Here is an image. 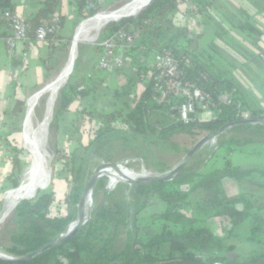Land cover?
Segmentation results:
<instances>
[{"label":"trees","instance_id":"trees-1","mask_svg":"<svg viewBox=\"0 0 264 264\" xmlns=\"http://www.w3.org/2000/svg\"><path fill=\"white\" fill-rule=\"evenodd\" d=\"M72 1L80 20L96 15L103 8V5L90 8V0ZM194 1L151 0L136 16L109 21L104 26L102 37L124 24H133L140 30L131 52L132 64L128 67L134 75L126 76L114 87L108 108L84 104V99L97 94L104 80L97 76L98 65L84 63L81 57L75 60L48 126L54 149L52 184L47 190H39L34 197H24L17 202L4 225L7 243L0 239V246L6 254L21 257L65 235L79 218L80 198L95 168L113 162L118 145L130 147L135 152L132 158L140 157L136 153L139 149L148 157L153 146L160 145L187 154L191 147L182 148L173 140L175 136H187L196 142L201 134L243 119L245 111L256 121L233 126L219 134L218 144L208 159H200V152L197 153L168 180L135 185L118 182L114 188H109L108 175H102L95 182L87 220L68 241L29 261L7 263L0 260V264H264V169L236 165L230 157L232 151L244 150L245 145H264V108H251L234 81L228 78V71L218 68L199 44L192 49L194 35L200 36L202 27L199 24L197 30H191L190 20L185 15L192 12ZM250 1L264 12V0ZM17 5L15 0H0V25L4 21L2 14L5 11L17 13ZM61 6L62 0L43 1L28 21L33 43H38L35 39L38 26L56 14L63 27ZM207 8L204 6L203 13L214 20ZM239 29L258 44L262 31L251 16L247 15ZM56 36L57 33L49 39ZM257 49L258 57L264 61V48L258 46ZM165 51H170L182 65L186 61L191 63L186 71L201 88L215 98L226 93L232 102L213 108L216 113L210 119L196 115L187 123L178 120L177 105L182 98L174 90H169L167 98L161 102L154 98V75L160 71L155 57ZM205 57L211 61L206 62ZM53 67L48 65V69ZM88 71L93 72L89 75ZM74 101L79 102V107L69 133L70 137H77L78 142L68 151L60 147L61 134L66 129L62 120ZM24 107L25 100L18 99L14 112ZM81 118L92 122L90 140L84 141L81 137ZM233 132L248 135L228 136ZM8 144L12 162L8 186L17 189L24 181L25 166L31 156L17 139ZM221 148L227 150L222 167H209L215 151ZM161 164L155 167L159 173L167 169ZM56 179L63 180L68 189L59 194ZM243 180H257L260 194L252 190L227 192L228 183ZM255 195H263V198ZM152 199L159 200L163 208L145 213ZM212 218H219L223 235L209 225ZM242 225L246 230L238 232ZM122 231L125 243L116 250V241ZM237 236L253 245L249 257L239 258L234 253L236 247L230 239Z\"/></svg>","mask_w":264,"mask_h":264},{"label":"rangeland","instance_id":"rangeland-1","mask_svg":"<svg viewBox=\"0 0 264 264\" xmlns=\"http://www.w3.org/2000/svg\"><path fill=\"white\" fill-rule=\"evenodd\" d=\"M123 1L122 5L123 8H120L119 10H116L118 8H113L112 10H107L108 6L115 2ZM133 0H107L104 3L103 9L104 11H108L105 13H112V12H120L123 9H127L131 6ZM135 1V0H134ZM150 0H144L141 2L140 6L137 10H135L134 13L138 12L142 7L148 4ZM130 3V4H128ZM128 4V5H127ZM127 6V7H126ZM129 6V7H128ZM195 6H201L202 8L207 7V4H197L195 3ZM200 9V8H199ZM208 9V8H207ZM116 10V11H115ZM99 13V12H98ZM114 15L111 18H117ZM206 18V19H205ZM205 20V21H204ZM191 24H189L191 30H195L196 25L200 24L201 26H206V24H211L206 32L204 37L200 40V43H198V37L197 34H195L194 42L192 45V49L197 47V44L201 46L202 49H204L213 59L212 62L218 67V68H224L226 71H228V78L233 75V63L235 64L234 60L224 54L222 51L224 48H226V51L229 48L233 51V49L236 50V45L234 42H237V40L234 39V37H229V35L224 36L226 34H223L222 32L218 33L219 27L215 26L212 22V19L208 16H205V13H202L201 16H198L197 18L193 17L190 18ZM105 22V21H104ZM195 24V25H194ZM69 25L65 26V30L63 29L61 32L57 34V36L60 33L66 34L67 28ZM197 30V29H196ZM93 32L92 34H94ZM218 33V34H217ZM71 36H74L73 32L71 33ZM229 37V38H228ZM197 38V39H196ZM62 39V38H61ZM74 52H73V51ZM81 53L83 56H85V62L89 63V60L92 62V58L95 57L94 47L92 44L87 42H80L73 43L65 41L62 39V44L60 46H57L54 49V52H52L50 58L47 61V64L54 66L49 70L51 74H57L61 75L64 71V76L60 80L59 77L54 84L51 86L49 85L48 90H46L44 93L39 95L37 98L32 100L33 96L30 99L29 107H26L23 110V113L19 117L20 120L25 118V122H23L22 128H23V137L22 141L25 144V150L29 152L31 156V160L28 161L29 163L25 166V174H24V181L22 182L21 186L18 189H12L7 188L3 189L2 192H0V239L1 242L7 243L8 236L5 233L4 225L8 218L10 217L13 208L17 204V202L22 197H34L39 190H47L49 186L52 184L53 178H52V168H51V162L54 157V149L53 144L49 138L48 134V124L50 120L53 118L55 108L58 106V97L60 95V91L63 88V86L67 82L68 74L72 71L73 64H69L72 55H74L75 60L77 59L78 53ZM92 54L91 56H88L89 54ZM47 57V56H46ZM74 60V61H75ZM206 62H209L211 60L204 58ZM99 62V61H98ZM264 63V61H262ZM69 64V65H68ZM75 64V62H74ZM90 64V65H91ZM67 67V68H66ZM125 68V69H124ZM37 69V68H36ZM67 69V70H65ZM123 70H115L112 72H107L105 70L98 69L97 70V76L99 79H103L106 81L105 84H101L99 87V90L97 91V94L89 96L88 98L84 99L83 102L90 106H96L98 107V104H101V106L105 105L106 108L110 107L109 102L113 99V91L114 87L124 81L126 76L134 75L131 68L123 67L121 68ZM93 71L89 72L90 75ZM28 80L31 81L32 77H28ZM59 81V82H58ZM255 81V80H254ZM58 83V84H57ZM104 83V82H103ZM56 85V86H55ZM39 86H41V83H39ZM36 97V96H35ZM98 103V104H96ZM96 104V105H95ZM79 107V102L74 101L71 104L70 110L68 111L70 114L69 116L75 117L74 113ZM28 113V115H27ZM214 109H207L205 111L201 110L199 112L198 117L201 119H210L211 116L215 114ZM38 115L39 120L35 119V115ZM246 119V118H245ZM74 121L67 120L65 123H63L66 127V129L61 134L60 139V146L62 149H65L68 147V144H72L74 142H78V138L70 137V131L72 128H70ZM92 126V122L85 121L81 118L80 120V133L83 131V134H81V137L85 135L86 141L90 140L93 136V132H89V128ZM68 126V127H67ZM82 130V131H81ZM92 131V130H90ZM207 134V133H206ZM204 134H201L198 136L197 141L204 136ZM238 136L242 138L243 136H246L248 134H245L244 132H233L229 133L228 136ZM25 137V139H24ZM84 140V139H83ZM173 140L180 144V146L183 148L186 147H193V145L197 142H195L194 139L187 137V136H175ZM218 144V139L214 138L207 142L203 148L198 152L200 159H208V156L210 153L216 148ZM33 150H32V149ZM34 148H39L40 151L44 152L46 155V166H47V176L45 178H39L40 176V165L41 161L44 159L43 153H39L35 151ZM190 148V149H191ZM244 150L236 149L235 151H232L230 153V157L232 159V162L236 165H241L244 167H259L264 169V145L260 143H251L248 145L243 146ZM115 157L113 162L109 163H118V164H129L130 169L134 171L135 173H147L149 174H158L159 172L156 171L155 167L156 164L162 163L161 165L165 166L166 171L175 167L177 164H179L186 156L184 151L177 152L173 148L165 145L160 146H153L152 153L149 154L148 157L144 154V151L139 149L138 152L139 156L138 158H132L133 154L135 152H132V149L130 147H123L122 145H118L115 147ZM227 155L226 148H221L217 152L215 151V155L212 157V160L209 163V167L213 168L214 166L222 167L223 165V156ZM142 156V157H141ZM40 164V165H39ZM97 168V167H96ZM95 168V169H96ZM111 176V175H110ZM112 177V176H111ZM110 179V178H109ZM56 182H59L58 179L55 180ZM61 181V179H60ZM31 185V186H30ZM112 185V183L110 184ZM29 186V187H28ZM24 187H28V189L23 190ZM227 192L234 194L237 192L242 191H248L252 190L257 194H260V191L258 189V181H252V180H243L241 182H232L227 184ZM257 198H263V195H255ZM90 208V202L87 205V211H89ZM163 208L161 202L157 199H152L149 208L145 211V213H151L153 211H158ZM186 209H189L187 207ZM75 224V223H74ZM73 225V224H72ZM209 225L216 230L220 235H223V233L220 230V220L219 218H212L209 221ZM239 230H246L245 225H242L239 227L238 232H241ZM230 242L235 244V251L234 253L239 256V258H247L252 254V251L254 249L253 245L248 243L245 239L241 238V236H237L230 239ZM125 243V234L124 232H120L117 241H116V250H119L123 247ZM0 252L3 254H6L2 247L0 246ZM233 256V255H231ZM217 264V263H216ZM219 264V263H218Z\"/></svg>","mask_w":264,"mask_h":264},{"label":"crops","instance_id":"crops-1","mask_svg":"<svg viewBox=\"0 0 264 264\" xmlns=\"http://www.w3.org/2000/svg\"><path fill=\"white\" fill-rule=\"evenodd\" d=\"M43 1L44 0H15L18 4L16 14L21 16L26 22L31 21L34 14L37 13L43 5ZM122 3L123 1L115 2L108 6L107 10H112L113 8H118L116 10H119L124 6ZM195 3L202 5L207 4L208 12L212 18H214L212 22H216V24L215 22L213 24L219 27L218 33L222 32L226 34L224 36L229 35V37H234V39L237 40V42H234L236 50L233 49L232 51L227 48L228 50L226 51V48H224L222 51L235 62V64H232L233 75L229 78L234 81L251 108H264V63L262 59L258 57L259 50L257 49L258 46L264 48V12L250 0H195L194 4ZM104 10L105 9L102 8L96 15L80 20L76 15V4L72 0H62L60 13L63 16L64 25L59 28L57 34L68 24L69 27L66 29V34L60 33L55 38L51 40L48 39L46 43H33L32 41L19 42L14 55L9 51V47L5 40L11 34V30L4 21L3 24L0 25V192H2L3 189L10 188L8 186V174L12 170V162L10 161L11 149L8 142L15 138L20 146L25 148V144L22 141V125L27 116L22 120H20L19 117L23 113V110L29 107L32 96V100H34L48 90L49 85L51 86L54 84L53 82L61 77V75L62 77L60 80L64 76L65 71L61 75L51 74V72H49L51 68L48 69L49 64H47V61L52 52H54V49L62 44V39L77 44L78 41L79 43H90L94 47L95 57L92 58V64L89 60V64L98 65V61L103 53L98 43L105 38L101 36V31L104 26L109 21H119L124 17L136 16L140 11L134 14L123 15L117 19L108 18L100 26L99 22L96 20L98 19L96 16L108 12ZM247 15L253 18L254 22L262 31V35L258 39V44H256L252 38L244 35L239 29V25L247 19ZM28 24L30 23L28 22ZM210 25L211 24H206L204 28L203 26L200 28L201 35L198 36V43H200V40L204 37ZM72 32L74 36H71ZM93 32L95 33L92 34ZM199 47L201 48L200 45ZM24 53H26V55H24ZM91 55L90 53L88 56ZM85 56L86 55L83 56L79 52L77 58L81 57L82 61L86 63ZM13 62H15V64H13ZM29 76L32 77L31 81L28 80ZM39 83H41V86H39ZM105 83L106 81H104L103 84ZM18 99L25 100V107L22 111L15 113L14 110ZM98 105L101 106V104ZM69 114L68 112L64 115L62 124L67 120H69V122L70 120L74 121L76 118L75 112L72 113L75 117H71ZM35 119L39 120L37 114L35 115ZM83 139L86 141L85 135ZM75 145L76 142L68 144V147L64 150L69 151L73 149ZM58 181L59 182L55 181V186L60 194L66 191L68 186L63 180Z\"/></svg>","mask_w":264,"mask_h":264},{"label":"built area","instance_id":"built-area-1","mask_svg":"<svg viewBox=\"0 0 264 264\" xmlns=\"http://www.w3.org/2000/svg\"><path fill=\"white\" fill-rule=\"evenodd\" d=\"M105 2L106 0H90L89 7L95 8L96 6L104 5ZM203 11L204 8L194 5L192 12H186L185 15L190 20V18L201 16ZM2 18L11 30V34L5 40L9 47V51L14 55L19 42L31 41L30 25L21 16L11 11H5L2 14ZM198 25L194 26L195 30ZM60 27V17L56 14L51 20L43 21L38 26L35 32V39L40 43H46L50 36L58 32ZM139 35L140 30L136 26L133 24H124L106 36L98 43L103 50L98 62V68L107 72H112L123 67L131 66V52ZM24 55H26V53H24ZM155 61L160 71L154 75V98L158 102H161L163 99L167 98L169 90H174L176 95L182 98V102L177 105L178 120L187 123L196 115L198 116V110L218 109V106L232 102L228 94L221 93L215 98L209 92L201 88L196 82L191 80L186 71V68H191V63L186 61L182 65L170 51L157 53ZM248 116L249 112L245 111L243 118H249ZM118 167L128 175H148L143 172L135 173L130 169L127 163L125 166L123 164H118ZM108 170H112L116 173V178H112ZM105 175H108L110 178L108 187L114 188L118 183V171L114 168H107ZM111 183L112 185H110Z\"/></svg>","mask_w":264,"mask_h":264},{"label":"water","instance_id":"water-1","mask_svg":"<svg viewBox=\"0 0 264 264\" xmlns=\"http://www.w3.org/2000/svg\"><path fill=\"white\" fill-rule=\"evenodd\" d=\"M74 62L75 61H73V66H74ZM73 66H72V69H73ZM70 73L68 74V76L70 75ZM255 121H256L255 119L243 118L241 120H236V121L226 123L223 126H221L219 129L215 130L214 132H209L205 134L193 145V147L187 152L185 158L179 164H177L175 167L165 172H162V173L149 174V175H144V174L128 175L119 169L117 163H103L99 165L94 170V173L91 176L80 198V202L78 205L79 218L75 224L71 225V227L69 228L68 232L65 235H63L60 239H55L51 241L50 243L44 246H41L40 248L24 256H21V257H14V256L3 254L0 252V260L7 262V263H23L46 252L52 247H55L57 245H60L68 241L76 233L79 227L87 220V205L89 202H90V205H92V192H93L95 182L99 177H101L102 175H105L107 168H114L118 171V174H119V176L117 177L118 182H124V183H128L131 185L168 180L172 178L173 176H175L186 164H188L207 142L216 138L219 134L223 133L224 131H226L227 129L233 126L240 125V124L254 123Z\"/></svg>","mask_w":264,"mask_h":264},{"label":"bare ground","instance_id":"bare-ground-1","mask_svg":"<svg viewBox=\"0 0 264 264\" xmlns=\"http://www.w3.org/2000/svg\"><path fill=\"white\" fill-rule=\"evenodd\" d=\"M144 0H135V1H133V3L131 4V6L129 7V8H127V9H124V12H123V9L120 11V12H112V13H103V14H100V15H98V16H96L98 19H96L98 22H99V24H100V26L104 23V21L106 20V19H108V18H110V17H112V16H114V15H118V16H116L117 18H120V17H122L123 15H127V14H134V12H135V10H137L138 9V7L140 6V4H141V2H143ZM127 7V6H126ZM137 13V12H136ZM116 18V19H117ZM93 40V39H92ZM75 60V57H74V55H72V57H71V60H70V65L71 64H73V61ZM67 70V69H66ZM59 81H61V80H59ZM58 81V82H59ZM58 84V83H57ZM56 86V85H55ZM32 149V148H31ZM35 149V151H37V152H39V153H43V156H44V159L41 161V165H40V176H39V178H45L46 176H47V166H46V155L44 154V152H42V151H40V149L39 148H34ZM33 150V149H32ZM108 173H110L111 174V176H112V178H116V176H117V174L116 173H114L112 170H108ZM31 186V185H30ZM29 187V186H28ZM28 187H24L23 188V190H27L28 189Z\"/></svg>","mask_w":264,"mask_h":264}]
</instances>
